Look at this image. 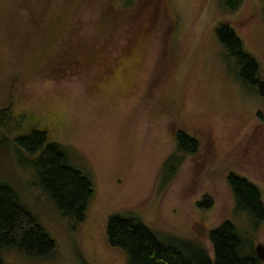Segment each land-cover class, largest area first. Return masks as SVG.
Instances as JSON below:
<instances>
[{
    "label": "rangeland",
    "instance_id": "1",
    "mask_svg": "<svg viewBox=\"0 0 264 264\" xmlns=\"http://www.w3.org/2000/svg\"><path fill=\"white\" fill-rule=\"evenodd\" d=\"M221 23L264 78V0L236 10L223 0H0V106L48 126L93 188L84 219L66 217L45 192L40 154L12 130L0 183L55 249L5 250L4 264H127L107 242L112 216L141 222L189 260L213 259L211 233L229 221L241 256L257 257L264 221L237 206L227 175L256 184L264 202V97L240 77ZM180 129L199 139L195 153L177 144Z\"/></svg>",
    "mask_w": 264,
    "mask_h": 264
},
{
    "label": "trees",
    "instance_id": "2",
    "mask_svg": "<svg viewBox=\"0 0 264 264\" xmlns=\"http://www.w3.org/2000/svg\"><path fill=\"white\" fill-rule=\"evenodd\" d=\"M242 2L223 0L230 10L238 9ZM217 36L228 54L237 60L242 80L258 87L264 97L260 62L245 50L241 37L227 23L217 27ZM25 116L8 101L0 106V145L12 130H19L15 138L17 145H24L40 154L37 165L45 172V192L54 199L66 217L83 220L93 194L91 180L81 169L69 164L64 148L51 137L48 126H36L32 119L25 125ZM176 140L181 149L192 154L200 147L199 139L182 129L176 132ZM227 181L237 206L263 222L264 202L259 187L235 173L228 174ZM106 238L110 247L125 253L127 264H261L258 257L241 256V239L229 221L211 233L213 259L205 254L204 257L189 260L177 249L161 243L141 222L119 216L109 219ZM12 249L30 257L48 258L54 253L55 244L38 221L19 204L13 189L0 183V264H4L1 253Z\"/></svg>",
    "mask_w": 264,
    "mask_h": 264
},
{
    "label": "water",
    "instance_id": "3",
    "mask_svg": "<svg viewBox=\"0 0 264 264\" xmlns=\"http://www.w3.org/2000/svg\"><path fill=\"white\" fill-rule=\"evenodd\" d=\"M200 235L204 236L205 233L203 232V230L201 228H198V231H197ZM256 254H257V257L262 261L264 262V246L263 245H258L256 247Z\"/></svg>",
    "mask_w": 264,
    "mask_h": 264
},
{
    "label": "flooded vegetation",
    "instance_id": "4",
    "mask_svg": "<svg viewBox=\"0 0 264 264\" xmlns=\"http://www.w3.org/2000/svg\"><path fill=\"white\" fill-rule=\"evenodd\" d=\"M261 261V260H260ZM261 263H262V261H261Z\"/></svg>",
    "mask_w": 264,
    "mask_h": 264
}]
</instances>
